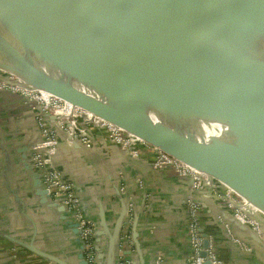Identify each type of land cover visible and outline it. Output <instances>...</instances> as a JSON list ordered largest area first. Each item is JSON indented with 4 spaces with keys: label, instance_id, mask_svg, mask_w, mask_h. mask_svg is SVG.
Instances as JSON below:
<instances>
[{
    "label": "water",
    "instance_id": "95a60500",
    "mask_svg": "<svg viewBox=\"0 0 264 264\" xmlns=\"http://www.w3.org/2000/svg\"><path fill=\"white\" fill-rule=\"evenodd\" d=\"M119 1L134 15L142 4L150 9L136 22L102 25L37 0H0V81L44 91L121 127L228 186L264 216V0ZM75 54L95 70L101 62L93 55L110 66L95 74L76 64ZM34 176L40 202L77 232ZM127 212L124 203L111 233L101 212L97 259L107 234L108 264H115ZM136 224L133 211L139 253ZM29 248L54 264H74ZM77 256L86 264L81 248Z\"/></svg>",
    "mask_w": 264,
    "mask_h": 264
},
{
    "label": "crops",
    "instance_id": "0c3cea01",
    "mask_svg": "<svg viewBox=\"0 0 264 264\" xmlns=\"http://www.w3.org/2000/svg\"><path fill=\"white\" fill-rule=\"evenodd\" d=\"M39 114L38 106L19 92L0 90V264H54L32 252L31 243L71 263L79 261L74 228L62 212L42 204L35 194L34 173L47 167L59 169L76 186L97 230L102 228V212L107 230L113 232L124 203H130L137 215L140 247L139 253L131 252L137 264H152L158 252L164 257L163 264H191L185 204L190 195L201 204L202 231L225 264L264 263V216L246 208L259 225L254 240L248 228L234 220L232 209L211 194L212 186H220L216 179L208 176L206 187L195 192L190 179L155 166V152L138 140L134 139L129 150L113 144L91 116L71 118L73 135L58 130L55 149H46ZM42 120L50 123L52 116L44 115ZM36 153L44 157L42 168L32 166ZM128 228L133 233L132 225ZM229 231L245 240L253 252L237 247ZM107 236L99 241L98 264L109 262Z\"/></svg>",
    "mask_w": 264,
    "mask_h": 264
},
{
    "label": "built area",
    "instance_id": "2783aa9c",
    "mask_svg": "<svg viewBox=\"0 0 264 264\" xmlns=\"http://www.w3.org/2000/svg\"><path fill=\"white\" fill-rule=\"evenodd\" d=\"M11 90L19 92L27 101L38 106L40 114L37 115L39 130L46 149L54 150L56 147V134L58 130L73 135L69 128V121L71 118L77 116H91L100 127L104 128L111 142L124 150H129L134 139L139 143L155 152L153 164L158 167L170 168L177 175L186 177L191 181V187L195 192L201 191L206 187L208 175L200 172L195 167L175 158L174 156L162 151L161 149L143 141L138 137H133L131 133L125 131L119 126L106 121L99 116L93 115L90 112L73 106L61 98L55 97L40 90H31L17 85L8 84L5 81H0V90ZM55 118L50 123H45L43 116ZM32 166L35 168L44 167V157L36 153L32 157ZM41 185L48 191L50 198L64 207V214L67 220L76 224L77 239L83 253V258L86 264H97L96 246V222L90 219L83 209V205L76 186L69 181H66L59 169L47 167L40 173ZM211 194L232 209L233 218L241 224L249 226L253 231L257 232L259 225L246 209V201L235 193L231 188L220 183V186L211 188ZM128 204V212L126 217V225H130L133 220V208ZM186 204V232L189 242L188 259L191 264H225L216 252L213 250L210 242L208 246L204 247V240L208 239L203 233L200 223V203L193 196L190 195L185 200ZM257 212V210H255ZM222 220V219H221ZM125 225V224H124ZM120 236V243L116 253L115 264H132L134 260L131 259V252L135 250V245L131 239L129 228L123 226ZM230 238L233 243L237 245L243 252L252 253V247L247 244L241 237L232 234L229 231ZM130 248V249H129ZM203 252L205 254L203 255ZM164 257L161 253H157L153 264H163ZM251 264H264L253 262Z\"/></svg>",
    "mask_w": 264,
    "mask_h": 264
},
{
    "label": "bare ground",
    "instance_id": "6f19581e",
    "mask_svg": "<svg viewBox=\"0 0 264 264\" xmlns=\"http://www.w3.org/2000/svg\"><path fill=\"white\" fill-rule=\"evenodd\" d=\"M41 4H48L55 10L63 14H69L74 17L87 19L102 25H117L123 23H133L139 19L142 12H148V4H142L139 9V14H132L131 8L125 6L119 0H77L69 2L66 0H37ZM149 2V1H148ZM93 3L98 6V10L90 12L84 8V5ZM92 60H100L101 68L96 69L92 67L88 59L82 58L80 55L75 54L72 58L84 70L94 72L95 74L102 73V69L109 67L110 63L105 58L100 56H91Z\"/></svg>",
    "mask_w": 264,
    "mask_h": 264
},
{
    "label": "flooded vegetation",
    "instance_id": "af4514ba",
    "mask_svg": "<svg viewBox=\"0 0 264 264\" xmlns=\"http://www.w3.org/2000/svg\"><path fill=\"white\" fill-rule=\"evenodd\" d=\"M77 233V232H76ZM78 240V239H77ZM78 247H80V245H79V242H78ZM79 252H80V248H79Z\"/></svg>",
    "mask_w": 264,
    "mask_h": 264
}]
</instances>
